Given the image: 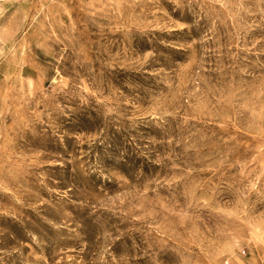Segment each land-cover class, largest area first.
<instances>
[{
  "label": "rangeland",
  "instance_id": "1",
  "mask_svg": "<svg viewBox=\"0 0 264 264\" xmlns=\"http://www.w3.org/2000/svg\"><path fill=\"white\" fill-rule=\"evenodd\" d=\"M0 264H264V0H0Z\"/></svg>",
  "mask_w": 264,
  "mask_h": 264
}]
</instances>
